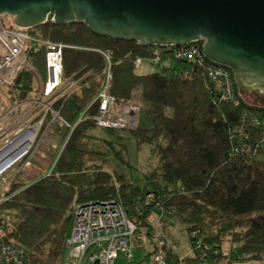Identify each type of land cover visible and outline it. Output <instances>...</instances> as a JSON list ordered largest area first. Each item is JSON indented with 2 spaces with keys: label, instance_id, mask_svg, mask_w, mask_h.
<instances>
[{
  "label": "trees",
  "instance_id": "16d2710c",
  "mask_svg": "<svg viewBox=\"0 0 264 264\" xmlns=\"http://www.w3.org/2000/svg\"><path fill=\"white\" fill-rule=\"evenodd\" d=\"M27 31L33 39L65 46L61 80L75 85L53 97L58 98L52 109L68 126L49 173L30 184L0 186L1 239L24 249L28 264H64L77 204L113 198L129 208L153 195L174 212L173 220L186 229L191 243L200 240L204 248L219 250L217 260L264 264V214L249 217L264 213V101L248 92L236 93L238 105L223 101L205 65L192 61L139 74L137 60L150 59L154 47L98 36L84 23L48 21ZM46 54L45 46L28 42L29 68L20 71L12 86V104L35 94L38 77L47 81ZM108 67V93L114 105L135 103L134 91L140 88V111L134 129L120 130L121 134L107 129L111 140H103L94 133L92 118ZM250 114L259 115L257 125L244 123ZM52 118L50 112L45 115L42 131ZM128 138L139 148L149 146L158 158L143 186L127 183L117 171L94 163L104 155L103 147L123 161ZM142 213L129 214L137 226L133 250L136 244L145 246L144 235L153 229L154 211L148 208ZM167 252L169 264H177L171 247Z\"/></svg>",
  "mask_w": 264,
  "mask_h": 264
},
{
  "label": "built area",
  "instance_id": "2783aa9c",
  "mask_svg": "<svg viewBox=\"0 0 264 264\" xmlns=\"http://www.w3.org/2000/svg\"><path fill=\"white\" fill-rule=\"evenodd\" d=\"M1 17V16H0ZM30 41L38 46L47 48L46 65L48 78L42 83L40 98L50 97V102L44 104L46 111L54 119L58 113L52 109L53 98L60 91L63 70V44L51 41L33 39L27 29L4 26L0 21V96L6 89H10L23 68H29L25 57V49ZM203 41H195L180 46H154L152 62L158 63L162 58L172 57L175 61L196 62L206 67L209 80L221 93L223 101H232L238 105L236 89L232 71L206 59L203 54ZM141 59L137 60V66ZM110 67L106 72V83L99 93V108L93 116L97 127L113 130H131L137 126L140 107L134 103L114 105V99L109 95ZM75 84L71 83L69 88ZM69 89V90H70ZM65 94V93H64ZM61 94V95H64ZM258 114L244 117V123L258 124ZM82 121L81 117L78 122ZM67 125V124H66ZM68 126V125H67ZM152 209L158 214L157 223L148 236L152 247V259L149 264H169L167 249L169 246L165 228L174 212L167 211L162 201L153 195H147L141 202L126 208L116 199L105 201L79 203L73 210V224L66 241L64 264H117L120 257L130 260L133 251V237L137 226L129 217L131 212L142 215L145 209ZM172 220V219H171ZM189 255L178 256L177 264H228L218 259L219 250L203 247L200 240L192 242ZM0 264H28L27 253L24 249L8 243L0 238Z\"/></svg>",
  "mask_w": 264,
  "mask_h": 264
},
{
  "label": "water",
  "instance_id": "95a60500",
  "mask_svg": "<svg viewBox=\"0 0 264 264\" xmlns=\"http://www.w3.org/2000/svg\"><path fill=\"white\" fill-rule=\"evenodd\" d=\"M4 15L18 28L80 22L150 47L203 41L206 59L230 69L239 92L264 101V0H0Z\"/></svg>",
  "mask_w": 264,
  "mask_h": 264
},
{
  "label": "rangeland",
  "instance_id": "374dc122",
  "mask_svg": "<svg viewBox=\"0 0 264 264\" xmlns=\"http://www.w3.org/2000/svg\"><path fill=\"white\" fill-rule=\"evenodd\" d=\"M0 21L4 26H10L13 24L14 18L4 15L0 17ZM175 64L176 61L170 56L162 58L158 63L152 62L151 59H141V64L137 72L143 75L151 72H161L163 69L172 67ZM41 86L42 81L38 77L35 82V94L28 101L18 103L17 105L12 104L11 101L13 87L4 90L0 96V153L25 131L32 128L36 129V136L31 148L25 151L23 156L21 155L16 161L17 163L15 162L9 167L8 173L6 170L4 172L1 170L0 186L2 187L17 182L30 184L38 180L42 175H47L49 172L45 170L53 163V157L56 152H60L62 148L64 136L67 131V125L63 121L58 118H52L46 129L42 131L43 120L48 113L44 104L50 102V97L40 98ZM58 88L61 94L71 91L69 83L66 81L61 82ZM140 96L141 89L138 88L134 91V104L137 103V106H139L138 101ZM38 118H40L39 121ZM93 131L103 140H111L107 129L97 127ZM116 132L118 134L122 133L120 130H116ZM124 142L127 148H124L123 153H121L123 161L116 159L110 149L107 150L103 147L101 148V152L104 155L99 156L101 159H94V163L99 165L104 164V167L109 170L117 171L125 177L127 183L143 186L145 174L158 165V158L151 155L149 146L145 145L139 148L133 138L125 139ZM116 147L122 148L121 145ZM261 173L264 177V165L261 166ZM261 214L264 213H253L249 217H255ZM157 218V212L153 213V217L151 218L153 225H156ZM171 219V223H168V226L165 228L169 246L177 256L189 255L192 249L191 239L186 229L181 224L176 223L173 217ZM144 236L145 246L141 247L136 244L135 249L131 252L130 260L125 257H120L117 260V264L150 263L152 259V247L148 236Z\"/></svg>",
  "mask_w": 264,
  "mask_h": 264
},
{
  "label": "bare ground",
  "instance_id": "6f19581e",
  "mask_svg": "<svg viewBox=\"0 0 264 264\" xmlns=\"http://www.w3.org/2000/svg\"><path fill=\"white\" fill-rule=\"evenodd\" d=\"M36 136V129L32 128L21 134L15 141L0 153V174L12 166L25 151H28ZM8 166V167H7ZM1 170H3L1 172Z\"/></svg>",
  "mask_w": 264,
  "mask_h": 264
},
{
  "label": "crops",
  "instance_id": "0c3cea01",
  "mask_svg": "<svg viewBox=\"0 0 264 264\" xmlns=\"http://www.w3.org/2000/svg\"><path fill=\"white\" fill-rule=\"evenodd\" d=\"M173 67H175V65H173L172 67H169V68H173ZM165 69H167V68H165ZM52 166H53V163L48 167V169L47 170H45V171H50L51 170V168H52ZM43 176H45V175H42L40 178H42ZM39 178V179H40Z\"/></svg>",
  "mask_w": 264,
  "mask_h": 264
}]
</instances>
